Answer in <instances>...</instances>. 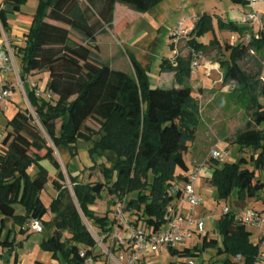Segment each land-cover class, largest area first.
<instances>
[{"label": "trees", "instance_id": "16d2710c", "mask_svg": "<svg viewBox=\"0 0 264 264\" xmlns=\"http://www.w3.org/2000/svg\"><path fill=\"white\" fill-rule=\"evenodd\" d=\"M29 1L3 0L0 5V25L8 37L10 16L19 15L31 23L14 53L20 59L21 81L40 125L34 124L28 111L19 110L8 121L0 145V233L6 220L13 227L8 238L0 241V248L13 255L22 245L12 239L13 229L18 227L24 235L30 231L31 223L38 220L47 235L40 245L43 252L65 264H83L81 251L91 257L97 250L85 221L98 234H109L114 226L108 214L100 217L91 210L103 193L107 192L114 203L127 197L126 211L132 214V223L136 227L143 223L144 229L154 234L166 228L169 206L182 200L183 193L174 194L172 188L184 186L189 180L185 156L196 141L201 123V107L190 85L193 56L162 60L161 72L173 73L178 86L171 89H153L149 74L135 57L129 55L131 74L112 70L99 57L97 36L105 29L113 30L116 5L146 14L165 0H37L35 13L27 16L22 13ZM232 2L248 4L246 0ZM218 29L240 36L247 31L221 20ZM209 33H215L213 18L204 14L190 34L189 48L203 54L218 44L216 39L210 46L198 42ZM225 50L230 56L220 61L223 85L235 84L249 102L248 112L253 111L251 121L236 134L234 144L239 153L250 152L251 156L211 164L213 175L209 184L215 190L218 206L229 204L233 194L236 200L226 205L229 213L217 221L219 239L205 235L201 237L202 244L193 248L169 249L180 264H197L196 259L211 250L216 251L217 257H226L222 264H258L261 255L248 227L239 224L236 216L248 209H264V130L260 129L264 125V105L260 101L264 93L260 82L264 63L255 60L254 74L240 66L248 58L264 57V38L246 45L227 46ZM41 72L49 75L47 92L56 97L54 101L27 86L29 77ZM90 121L98 129L90 128ZM42 130L57 151L63 148L70 154V162L64 164L73 197L65 186L66 176L54 148ZM80 143L89 145L92 169H99L103 181L84 182L80 178L84 168L71 171ZM109 154L116 157L113 165ZM96 155L105 156L106 162L97 164ZM46 161L56 170L52 186L57 195L48 205L42 199L50 178L43 166ZM33 168L34 178L30 173ZM18 206L24 209L23 215L17 214ZM14 257L15 264H19L18 254ZM94 257L97 260L98 256Z\"/></svg>", "mask_w": 264, "mask_h": 264}, {"label": "rangeland", "instance_id": "374dc122", "mask_svg": "<svg viewBox=\"0 0 264 264\" xmlns=\"http://www.w3.org/2000/svg\"><path fill=\"white\" fill-rule=\"evenodd\" d=\"M192 2H193L192 5H190L189 4L190 2H187V0H167L163 5L164 6V8H162L163 10L161 9L163 17L160 18L157 22H155L156 24H154V22H150L151 17L144 19L142 17L143 16L142 14L136 13L135 11H132L131 9L123 5L118 4V7L121 8V10H127L129 12H132V14L136 16V18L123 17L124 14H122L120 10L118 11V16L116 18L118 25L123 26L124 28L128 25L127 26L128 28H126L125 30L126 32L124 33L123 36L115 34L116 40L112 36L104 37L102 39L101 42L102 46L105 43H108L107 45L110 46L107 48L102 47L103 49L102 52L106 64L110 65V68H112L115 71L132 73L133 70L129 60V55H130L132 57H135L139 61V63L143 66V68L147 71V73L149 74L150 86L153 89L177 88L175 82L173 84L171 83L173 76L170 75V73H164V75L168 74L167 76H161V73H159V71L161 70V63L162 60L164 59L174 61L177 56L186 58L190 53L188 42L191 39V37L189 36L188 38L182 39L179 45L176 47L173 44L174 43L173 39L171 38L173 33L171 26L167 25V22H165L167 17L168 16L173 17L172 18V21H174L173 23H177L178 21L187 18L189 19L188 28L193 29L194 25L192 24V21L199 14L206 13L211 17H213V19H215L214 21L217 22L216 21L217 16L227 18L233 14L232 12L233 10L245 9L243 6L235 5L234 3H232L231 0H192ZM0 28L2 30V34L4 36H7L3 32L1 25ZM143 30L145 31V33L141 37V39L136 40L133 44H130L128 42V40L131 37H133L138 33H142ZM217 31L219 32V34L221 33L218 29ZM7 38L10 39L8 36ZM72 38L74 40L77 39V37L74 34H72ZM199 39L201 44L207 45L209 44L210 35L207 34ZM10 44L12 50L15 52V46H13L11 40H10ZM238 44H241V39L238 40L237 42H233L229 34L226 33L221 34L220 42L216 45L210 46L207 49V51L201 55L200 68L196 72V74L197 75L199 74V77H201L200 83H204L207 79V75L204 74L205 70L202 69H204V67L206 68L207 66L209 69L210 67H214V69H212L211 71V76L207 80L208 83L212 84L213 89L208 92L210 94L218 92L219 97L214 101V104L217 105L218 106L217 108L221 111L218 117L219 119L217 121L213 120L212 124L209 126L207 130L204 129V125L202 124L199 125L196 134V144L197 143L200 144L203 141L205 145V152H211L213 147L215 146L214 136H220L221 138L225 139L224 143L226 145L223 143L218 144L217 149H221L222 147L225 146L228 147L229 151L232 152V157H231L232 161L238 160L242 155H244L243 157H246L247 159H249V157L251 156L250 152L239 153L237 146L234 144V140L236 134L240 131H243L246 128L247 123L251 121L253 111L248 112L247 106L249 102L245 98V96H242L241 93H239L236 90L235 84H229L228 86L224 87L222 80V70L220 69V61L227 60L230 56V54L226 52L225 47L237 46ZM255 60H257V62L264 63L263 56H254V59L248 58L243 62H241L240 66L244 71L254 74L257 70L256 68L257 63L255 62ZM15 61L20 71L21 69L20 59L16 57ZM43 73L45 72L37 73L35 77L30 76L29 79L31 80L30 82L34 81L38 84L41 97L47 99L46 92L49 83V75L48 74L45 75L46 79L44 80L41 77ZM157 73L160 75V77L157 75ZM12 78L15 77L13 76ZM192 78L194 79L195 76L193 75ZM15 81L17 85L18 81L16 78ZM195 82L197 83L199 81H194L193 83ZM193 89H194V94L197 96V94H199V86L194 84ZM12 95H14L13 96L14 104L10 108V111H7L5 113H0V132L2 133L6 132L8 126L7 121H9L10 119H12V117H14V115L17 113V110L28 111V114L31 115L34 120V124L40 126L35 111L31 108L27 99V95L20 84H18L15 93L14 94L12 93ZM260 100L261 103L264 105V93ZM88 126L90 128L98 129V127L91 121L88 122ZM260 129L264 130V125ZM42 133L45 139L48 141V143L54 148L56 157L59 160L63 172L66 176L65 186L69 190L71 196L73 197V187L69 180L68 172L64 164L70 162V154L68 153V150L63 148L57 151L44 130H42ZM88 151H89V145L80 143L79 152L85 154L78 155L71 163L70 169L72 172H74L76 169L81 170L84 168L85 172L82 173L81 174L82 177H80L84 182L103 181L98 168L92 169L87 167L88 165L90 166L94 165L91 162V158L89 156ZM107 156H111L113 158V163H111V165H113L114 162L116 161V157L110 154ZM105 158H106L105 156L96 155L94 157V160L96 161L97 164H100L106 162ZM43 166L50 173L49 183L47 184L45 191L42 195V199L48 205L50 204L51 200L55 198L57 195L56 191L52 186V182L56 176V170L47 161ZM30 173L34 178L36 175V169L33 168L30 171ZM262 179H264V172L262 173ZM208 188H211L210 184H208ZM201 198L203 200L202 201L203 207L201 209L199 208L197 210V213L199 211L202 212L205 211L210 215L211 214L218 215L219 211L221 212V210L225 208L226 205H230V203L236 200V194H233L231 196L228 202L229 204L224 203L220 206H218V204L216 203L213 197L202 196ZM263 199H264V194H263ZM110 202L111 201L109 199L108 193L105 192L102 194L101 198H99L96 201L95 205L91 209L94 210L97 213V215L100 217H103L109 213L108 215L110 219H113V211L115 207H113L111 211L109 204ZM16 210L18 215L24 214V209L22 207L18 206ZM50 217L53 218L51 214ZM129 217H131V215H129ZM85 223L91 232L93 227L91 226L92 227L91 229L86 221ZM8 226L10 227V225ZM139 228L144 229V224L140 223ZM248 231L253 234L251 238L252 242L255 245H259L261 248L260 257L263 256L264 246H261V243L264 244V240L263 238H261L262 240L260 241L259 238L261 232L253 226H248ZM25 234H27V232ZM210 236L211 238L219 239V235L214 231L213 232L211 231ZM24 238L25 240L22 242V246L17 249V253L19 254L20 261L22 264H65L62 259L54 260L51 254L45 253L41 250L40 245L42 241L47 238L46 234H37L34 233L33 231H30L27 235H25ZM65 238H69V235H66ZM196 244H202V240L199 241L197 240V238H193V240H190L187 243L180 246L179 249H183L185 246H189L190 248H193V246H195ZM1 251L3 250L0 248V254L2 255V257L0 258V264H15L14 255H10L6 251L2 253ZM97 254H101V252H98ZM225 259L226 257H217L216 251L211 250L206 254H204L200 259H196V263L222 264ZM157 261H159V263L161 264H171L174 262L176 263L178 262V264L181 263L177 257L171 256L166 251H164L163 253H161L159 257H157Z\"/></svg>", "mask_w": 264, "mask_h": 264}, {"label": "built area", "instance_id": "2783aa9c", "mask_svg": "<svg viewBox=\"0 0 264 264\" xmlns=\"http://www.w3.org/2000/svg\"><path fill=\"white\" fill-rule=\"evenodd\" d=\"M246 1L250 5L264 6V0ZM244 23L248 28L240 38L242 44H250L253 41H260L264 38V12L246 14ZM193 30L194 28H185L184 22H180L174 28L171 36L173 44L177 47L180 41L188 38ZM189 51V54L193 56L192 75L196 76V72L200 68L202 54H197L190 48ZM15 60L16 57L11 48L10 39L2 34L0 38V73L6 77L13 75L25 92V84L21 81L20 71ZM260 82L264 85V72L260 77ZM29 85L41 96L36 82H31ZM46 93L48 100H56V97L51 92ZM11 97L12 89L0 80V113L8 111ZM4 138L5 133L0 132V145L3 143ZM213 162H219L220 164L232 162L230 152L217 148L213 149L209 154L208 161L195 167L189 174V180L184 186L177 185L172 188L174 194L182 192L183 198L180 202L169 206L167 209L168 223L166 228L160 233H151L136 227L132 223L133 216L126 211L127 197L123 200L115 201L112 231L109 234H98L91 230L97 245L96 249L105 257V264H158L155 259L164 251L179 249L180 246L193 238L204 237L206 235L207 219L205 217L199 218L197 213V210L203 207L199 184L205 172V166L208 169V166H211ZM183 206L188 208L186 214L183 213ZM228 213V208L221 210V216ZM236 220L239 224L247 227L253 226L264 234V209H248L238 214ZM30 231L43 234L44 227L40 221L34 220L30 225ZM94 256L88 257L85 251L80 253L83 264H97Z\"/></svg>", "mask_w": 264, "mask_h": 264}, {"label": "crops", "instance_id": "0c3cea01", "mask_svg": "<svg viewBox=\"0 0 264 264\" xmlns=\"http://www.w3.org/2000/svg\"><path fill=\"white\" fill-rule=\"evenodd\" d=\"M167 0H165L164 2H162L160 5H158L156 8H154L153 10H151L150 12L146 13V14H142L143 18L146 19L148 17H151L150 18V22H154V24H156L155 22H157L160 18L163 17L162 15V8H164V3L166 2ZM232 1V0H231ZM2 2L3 0H0V5H2ZM187 2H190L189 4L192 5V0H187ZM233 3V2H232ZM235 4V3H234ZM37 5H38V2L37 0H30L28 2V4L24 7L23 9V13L24 15H27V16H32L34 13H35V10L37 8ZM236 5V4H235ZM241 6V5H240ZM245 9L244 10H241V9H237V10H233V14L230 16V17H227V18H224V17H221V16H217V22H215L213 19V25H214V29H215V33L214 35L212 33H209L210 35V40H209V44L205 45V46H210L212 44V42L216 39L220 42V38H221V34H229L231 36V39L233 42H237L238 40H240V38L242 36H240L239 34H235V33H230L228 31H220L221 33L219 34V32L217 31L218 29V21L221 20L223 21L225 24H228V23H233L235 24L236 26L240 27V28H248L245 23H244V18H245V15L246 14H249V13H253V12H261L263 13L264 12V6L263 5H257V6H254V5H250L249 3L246 5V6H243ZM162 9V10H161ZM121 11L123 15V17H129V18H136L135 15L132 14V12H129L127 10H121V8L118 7V5H116V9H115V14H114V28L113 30H106L104 31V33L102 34H99L97 36V46H98V54H99V57L102 59V61L106 64L105 62V58H104V55H103V52H102V47H110L109 45H107L108 43H105L101 44L102 42V39L104 37H114V39L116 40V37H115V34H118L120 36H123L124 33L126 32V28H128L127 26L124 28L123 26H120L118 25L117 21H116V18L118 16V11ZM172 11V10H171ZM199 11V9H198ZM182 12V11H181ZM176 13V12H174ZM206 14V13H205ZM204 14H199L197 15L196 18H194V20L192 21V24L194 25V28H195V24L198 20V18L200 16H202ZM208 15V14H206ZM210 16V15H208ZM172 18L171 16H168L167 19L165 20V22H167V25H170L171 26V29L172 31L174 30V28L180 23V22H184V27L185 28H188V24H189V19L185 18L183 20H180L178 21L177 23H173L174 21H172ZM213 18V17H212ZM9 23H10V27H11V33L9 35V38L10 40L12 41L13 43V46H19L22 44V40L24 38V36L29 32V29L31 27V23L30 22H26L24 21L23 19L20 18L19 15H12V17H9ZM51 24L53 25H57V26H60L62 27V25H60L59 23H55V22H50ZM123 27V29H122ZM158 27V26H157ZM123 31H122V30ZM219 30V29H218ZM223 32V33H222ZM145 31L143 30L142 33H138L136 35H134L133 37H131L128 42L130 44H133L136 40H139L141 39V37L144 35ZM198 42L200 43V39L198 40ZM201 44V43H200ZM204 45V44H203ZM106 50V49H104ZM165 60V59H164ZM138 61V60H137ZM139 62V61H138ZM107 65V64H106ZM110 67V65H108ZM143 67V66H142ZM112 69V68H111ZM212 69H214V67H210V69L208 68V66L202 70H205V73L207 75V79L206 81L208 80V78L211 76V71ZM113 70V69H112ZM159 73H161V76H167V75H164L163 72H161V70L159 71ZM201 73V72H200ZM128 74H131V73H128ZM47 73H43L41 75V77L45 80L46 79V76ZM157 75L160 77V75L157 73ZM170 75L173 76L172 78V84L175 82V79H174V74L173 73H170ZM36 75L34 76H31V77H35ZM13 75H10L8 77L2 75L0 73V80L2 82H4L7 86H9L11 89H12V93L14 94L15 91H16V88H17V85H16V81H15V78H12ZM48 77V76H47ZM40 78V76H39ZM200 79L201 77H199V74L195 76V78L191 79L190 81V85L194 86L197 85L199 86V94H197V96L195 95V97L198 99L199 103H200V106H201V123L202 125H204V129L207 130L209 128V126L212 124V121L215 120L217 121L219 118V115L221 113V111L217 108L218 106L214 104V101L219 97V94L218 92L217 93H209L208 91H211L213 88H212V84L206 83V81L204 83H200ZM29 81H27V86L29 87V82L31 81L30 79H28ZM162 81V80H161ZM164 81V80H163ZM194 81H199V82H195L193 83ZM34 82V81H33ZM31 83V82H30ZM176 84V83H175ZM38 86V84H37ZM177 86V85H176ZM27 87V90L29 89ZM178 88V86H177ZM38 90L40 91L39 89V86H38ZM25 93H26V89H25ZM223 93V92H222ZM13 96L11 97V100H10V103L8 105V111H10V108L13 106L14 104V101H13ZM261 101V100H260ZM19 110H17L18 112ZM8 122V121H7ZM8 124V123H7ZM8 128V127H7ZM220 136H214V144L215 146L213 147V149H215V147L217 148L218 144H225L224 143V140L223 138H219ZM226 145V144H225ZM212 149V150H213ZM221 150H226L228 152H230L231 154V157H232V152L229 151V148L228 147H222ZM85 153H80L78 155H84ZM209 154L210 152H205V145L203 143V141L200 143V144H196V141L190 145V149L188 151V154L185 156V162L187 164V166L190 168V173L195 169V167H197L198 165H201V164H205L207 161H208V157H209ZM188 157V159H187ZM92 162V161H91ZM45 164V162L43 163V165ZM87 166V164H86ZM88 168H92L93 165H88L87 166ZM207 167L205 166V172L203 174V177H202V180H201V183L199 184V192H200V198L202 196H208V197H213L214 200H215V190L211 187V188H208V184L210 183L211 179H212V175H213V169L211 168V166H208V169H206ZM189 173V174H190ZM214 190V191H213ZM110 199V210L112 211V208L114 207V200L112 198H109ZM202 200V198H201ZM203 201V200H202ZM216 201V200H215ZM217 203V202H216ZM202 208V207H201ZM200 208V209H201ZM183 209V213L186 214L187 211H188V208L187 206H183L182 207ZM92 210V209H91ZM94 211V210H93ZM95 212V211H94ZM96 213V212H95ZM97 214V213H96ZM109 214V213H108ZM109 216V215H108ZM198 217H205L207 219V226H206V235H209L210 236V233L211 231L213 232H216V224H217V221L219 220V218L221 217V212L219 211V214L218 215H214V214H208L206 213L205 211H199L198 212ZM113 220V219H112ZM10 225V227L8 226ZM29 227V226H28ZM0 228H1V220H0ZM12 223L10 221H5L4 222V225H3V232L0 233V241H3L5 239L8 238L9 236V231L12 229ZM19 228L18 227H15L13 230V233H12V239L14 238L16 240V243L19 244V243H22L24 240H25V235H27L30 231L27 232V234H24L22 235L20 230H18ZM16 233V235H15ZM252 234V233H251ZM253 235V234H252ZM264 235L263 232H261L260 234V241L262 240L261 238H263L264 240ZM252 238V237H251ZM193 240V239H191ZM197 240H201V238H197ZM190 241V240H189ZM263 243H261V246H264V244L262 245ZM198 245V244H196ZM195 245V246H196ZM22 246V245H21ZM194 247V246H193ZM19 248V247H18ZM16 248V252L14 254L17 253V249ZM185 248H190L189 246H185L183 249ZM261 250V248H260ZM2 253H4L3 251H1ZM98 252H100L99 250H96V254L95 256H98L97 260H96V263L97 264H105V257L102 255V254H97ZM167 253L170 254L169 250L166 251ZM13 254V255H14ZM18 254V253H17ZM262 257V258H261ZM260 259H259V263L258 264H264V254L263 256H261ZM18 258H19V264H22L21 261H20V257H19V254H18ZM156 262L158 264H161L159 263V261H157V258H156Z\"/></svg>", "mask_w": 264, "mask_h": 264}, {"label": "bare ground", "instance_id": "6f19581e", "mask_svg": "<svg viewBox=\"0 0 264 264\" xmlns=\"http://www.w3.org/2000/svg\"><path fill=\"white\" fill-rule=\"evenodd\" d=\"M252 49V48H251Z\"/></svg>", "mask_w": 264, "mask_h": 264}]
</instances>
